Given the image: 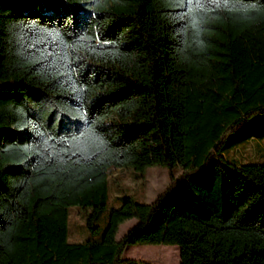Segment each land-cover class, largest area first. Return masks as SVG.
Instances as JSON below:
<instances>
[{
    "label": "trees",
    "instance_id": "trees-1",
    "mask_svg": "<svg viewBox=\"0 0 264 264\" xmlns=\"http://www.w3.org/2000/svg\"><path fill=\"white\" fill-rule=\"evenodd\" d=\"M263 111L264 0H0V264H264V162L222 149ZM150 165L169 184L93 224L110 168Z\"/></svg>",
    "mask_w": 264,
    "mask_h": 264
},
{
    "label": "rangeland",
    "instance_id": "rangeland-1",
    "mask_svg": "<svg viewBox=\"0 0 264 264\" xmlns=\"http://www.w3.org/2000/svg\"><path fill=\"white\" fill-rule=\"evenodd\" d=\"M222 149L229 158L236 161L264 162V111L256 112L235 130L226 133ZM173 171L177 173L179 168H174ZM169 182V168L164 165H150L143 170L132 166L111 167L106 202L90 220L102 228L108 211L119 203L123 195L130 193L139 201H149ZM179 191L180 185H177L168 199L173 200L179 196ZM91 212L90 206H70L68 240L75 241L88 236L87 220ZM135 221L136 218L131 217L121 222L116 237ZM123 257L145 260L151 264H179V247L178 244H128L124 248Z\"/></svg>",
    "mask_w": 264,
    "mask_h": 264
}]
</instances>
